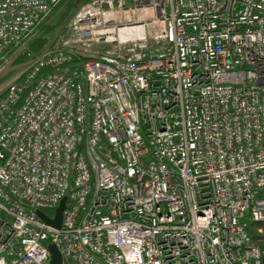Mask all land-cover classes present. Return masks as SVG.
Segmentation results:
<instances>
[{"label":"built area","instance_id":"1","mask_svg":"<svg viewBox=\"0 0 264 264\" xmlns=\"http://www.w3.org/2000/svg\"><path fill=\"white\" fill-rule=\"evenodd\" d=\"M60 1L0 0V264H264V0H86L35 54Z\"/></svg>","mask_w":264,"mask_h":264},{"label":"trees","instance_id":"2","mask_svg":"<svg viewBox=\"0 0 264 264\" xmlns=\"http://www.w3.org/2000/svg\"><path fill=\"white\" fill-rule=\"evenodd\" d=\"M85 1L86 0H61L58 3V5L52 10V12H56V11L61 12L58 21L52 25H50V24L45 25L43 22L42 26L40 28L41 33H40L39 37L35 40V42H32L30 44V49L34 50V51L41 49L46 43L47 36L52 33V31L55 29V27L59 26L63 22L69 21V19L72 17V15L75 13V11ZM66 68H67L66 66H59V67L48 66L45 70H53V69L65 70ZM259 225L264 227V223H262V222L253 223V225H251L249 233L251 236V240L255 244L262 246L264 244V233H259L254 229L255 226H259Z\"/></svg>","mask_w":264,"mask_h":264},{"label":"rangeland","instance_id":"3","mask_svg":"<svg viewBox=\"0 0 264 264\" xmlns=\"http://www.w3.org/2000/svg\"><path fill=\"white\" fill-rule=\"evenodd\" d=\"M60 11H56V12H51V14L48 16V18L44 21L45 25H52L54 23H56L59 19L60 16ZM67 22H63L61 23L59 26L55 27V29L52 31V33L50 35H48L46 42L48 41V39H50L52 36L56 35V34H61L64 30L65 27L67 25ZM43 24V25H44ZM42 26V25H41ZM41 28V27H40ZM41 31L39 30V32L36 34V36L34 37V39L30 42V44L32 42H35V40L39 37ZM46 44V43H45ZM45 46V45H44ZM44 46L41 48L43 49ZM29 49H30V45H29ZM41 49L39 50H32L33 52H39ZM31 50V49H30ZM25 61V56L24 55H18L14 61L11 63H8L5 67V69L0 73V85L3 84L4 82L8 81L11 77H13L18 71H20L21 67H22V63Z\"/></svg>","mask_w":264,"mask_h":264},{"label":"water","instance_id":"4","mask_svg":"<svg viewBox=\"0 0 264 264\" xmlns=\"http://www.w3.org/2000/svg\"><path fill=\"white\" fill-rule=\"evenodd\" d=\"M65 207V198H62L59 202V205L56 208L55 217L54 219H49L42 211L38 210L37 214L46 222L50 223L51 225L55 227H60L61 220H62V212ZM49 250L51 251L52 258L50 261V264H60L62 262V257L57 250L56 246L54 244H49Z\"/></svg>","mask_w":264,"mask_h":264}]
</instances>
